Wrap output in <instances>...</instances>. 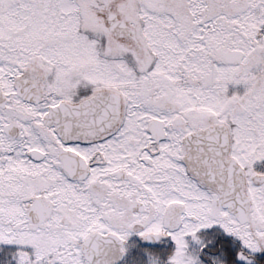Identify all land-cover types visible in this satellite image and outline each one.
<instances>
[{
  "label": "snow or ice",
  "instance_id": "1",
  "mask_svg": "<svg viewBox=\"0 0 264 264\" xmlns=\"http://www.w3.org/2000/svg\"><path fill=\"white\" fill-rule=\"evenodd\" d=\"M0 264H264V0H0Z\"/></svg>",
  "mask_w": 264,
  "mask_h": 264
}]
</instances>
